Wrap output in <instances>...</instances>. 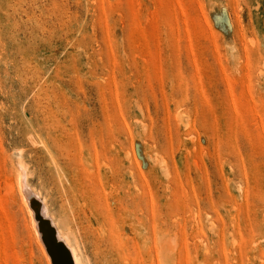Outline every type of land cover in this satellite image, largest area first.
Listing matches in <instances>:
<instances>
[{
	"label": "rangeland",
	"instance_id": "374dc122",
	"mask_svg": "<svg viewBox=\"0 0 264 264\" xmlns=\"http://www.w3.org/2000/svg\"><path fill=\"white\" fill-rule=\"evenodd\" d=\"M18 169L89 264H264V0H0V264H45Z\"/></svg>",
	"mask_w": 264,
	"mask_h": 264
},
{
	"label": "bare ground",
	"instance_id": "6f19581e",
	"mask_svg": "<svg viewBox=\"0 0 264 264\" xmlns=\"http://www.w3.org/2000/svg\"><path fill=\"white\" fill-rule=\"evenodd\" d=\"M22 167H23V165H21ZM17 169V168H16ZM19 170L20 169H18V172L15 170V172H14V182H15V187H16V191H17V194H18V197H19V202H20V205H21V207H22V209H23V212H24V214H25V217H26V221H27V225H28V228H29V230H30V234H31V237H32V240H33V243H34V245H36V247H37V249H38V251H39V253H40V255H41V257H42V259L44 260V262H45V264H89V262H88V258L89 257H86L87 259H85L84 258V255H83V251H84V249H85V247H87V246H85L84 247V244H83V241H82V238H81V236H80V232L78 231L79 230V228H75V225H73V220L71 219L70 221H71V224H68V226H67V229L70 231V233H66L65 231H64V229L62 228V226H60V225H58L56 222H55V220H54V218H52L51 216H50V214L48 213V207H46V204H45V198L44 199H41L40 198V196H41V194H40V196H39V194H38V192L35 194V193H32V192H30V190L28 189V187H27V183H24V179H25V177H24V179L21 177V175H20V173L21 172H19ZM22 170V169H21ZM27 174V173H26ZM26 176V175H25ZM27 178V177H26ZM107 180H108V175H107ZM99 181L101 182V180L99 179ZM26 182V181H25ZM99 182V183H100ZM101 184V183H100ZM110 186H111V190H113V192L112 193H116V189H114L115 187L113 186V185H111V184H109ZM109 187V186H108ZM114 195V196H113ZM106 196H108V195H106ZM115 194H112V196H110V197H114L115 198ZM110 197H107V198H110ZM106 198V199H107ZM94 200H96L95 198H93ZM91 200V201H94V200ZM100 199V198H99ZM98 199V201H100ZM111 199V198H110ZM115 199H117V198H115ZM108 200V199H107ZM114 200V199H113ZM118 200V199H117ZM117 200H116V202H117ZM41 201V202H40ZM97 200H96V202L94 201V202H92V203H95V207L93 206V204H91L94 208L92 209V211H94V214L97 212V213H99V211H96V209H97V207L98 206H96V204H97V202H98ZM104 202H106L107 203V201H104ZM104 202H102L103 204V206L104 207H106L105 205H106V203L104 204ZM120 202V201H119ZM99 203V202H98ZM110 203H112V202H110ZM100 204H101V202H100ZM107 204H109V203H107ZM101 205V206H102ZM113 205H115L114 203H113ZM91 206V207H92ZM101 206H99L98 208H101ZM108 206V205H107ZM110 206H112V205H109L108 207H110ZM107 207V208H108ZM115 206H113V208H114ZM84 208V207H83ZM82 208V209H83ZM107 208H105V209H107ZM116 209H117V207H115ZM114 208V209H115ZM85 209V208H84ZM90 209V208H89ZM90 209V210H91ZM103 209V208H102ZM104 209V212H102V213H104V216H105V212H106V210ZM111 209V208H110ZM88 210V209H87ZM98 210V209H97ZM119 210V212L121 211V207H120V209H118ZM117 210V211H118ZM85 210H83V213H85L84 212ZM91 211V212H92ZM103 211V210H102ZM107 211L110 213L111 211L109 210V208L107 209ZM113 211V210H112ZM115 211V210H114ZM113 211V213H115V215L114 216H116V215H118L116 212H114ZM72 212V211H71ZM101 212V211H100ZM77 213V212H76ZM102 213H100V219H102V217L103 216H101V215H103ZM112 213V212H111ZM78 214V213H77ZM82 214V213H81ZM93 214V212L91 213V214H89L90 216ZM107 214V213H106ZM83 215H85V214H83ZM98 215V214H97ZM110 215V214H109ZM99 216H98V218H99ZM110 216H112V215H110ZM71 217H73V215H72V213H71ZM83 217V216H82ZM94 217V216H93ZM92 217V218H93ZM77 218V217H76ZM83 218H85V217H83ZM95 218V217H94ZM93 218V219H94ZM97 218V217H96ZM106 218H108L107 217V215H106ZM117 218V217H116ZM119 215H118V219H116V220H118V221H120L121 222V224H123L124 222L122 221V219H120L119 220ZM86 219V218H85ZM88 219V218H87ZM85 220L86 222H88V220ZM111 219H113V218H110L109 219V221L111 222ZM84 220V219H83ZM95 220H98V219H95ZM103 220L105 221V217H104V219H102L101 220V222H103ZM116 220H115V223H116ZM76 221V220H75ZM80 221V220H79ZM99 221V220H98ZM109 221H108V226H106V224L104 225V227L106 228V231H107V229H109V226H111L110 224H109ZM113 221V223H114V220H112ZM118 221H117V223L116 224H114V225H116V227L115 228H117V230H118V227H117V225H118ZM82 222V221H81ZM85 222V224H87ZM90 222H91V220H90ZM97 222V221H96ZM100 222V221H99ZM98 223V222H97ZM105 223H107L106 221H105ZM82 224L83 223H81V227H82ZM99 224V223H98ZM101 224V223H100ZM91 225V229H93L94 227H92V224H89V226ZM103 225L101 226V227H99V231L101 230V232H103V229H102V227H103ZM78 226V225H77ZM114 227L112 228V229H114ZM123 227H124V225H123ZM85 228H87V230L88 229H90L89 227H88V224H87V227H85ZM109 229V231L110 230H112V229ZM121 228H122V226H121ZM81 230V229H80ZM86 230V233L87 234H89L88 233V231ZM117 230H116V232H117ZM125 230V229H124ZM84 231V230H83ZM122 231H123V229H122ZM93 231H91V233H92ZM115 232V229L113 230V233H112V231H111V234H114V233H116ZM84 233H85V231H84ZM104 233V232H103ZM108 233V232H107ZM106 233V234H107ZM110 233V232H109ZM123 233V232H122ZM106 234L104 235L105 236V238L107 237V239H109V237L110 238H112V236L113 235H110V234H108L109 235V237L108 236H106ZM117 234V233H116ZM116 234H114V235H116ZM124 235L126 234V233H123ZM86 235V234H85ZM84 235V236H85ZM99 233H98V236L97 237H99ZM118 236H120L119 235V233H118V235L116 236V239H117V237ZM86 237V236H85ZM90 237V236H89ZM100 237H102V234H101V236ZM104 238V237H103ZM119 238V237H118ZM90 239V238H89ZM113 239H114V236H113ZM110 240V242L112 243V241L114 242L115 241V239L114 240ZM86 240H88L87 239V237H86ZM91 240V239H90ZM101 241H103L104 239H100ZM100 240L98 239V241H99V244H100ZM106 240V239H105ZM122 239H120L119 241H121ZM85 242V241H84ZM108 242V241H107ZM116 243H118L117 245L118 246H120L121 244H122V241H121V244L119 243V242H117V240L115 241ZM114 242V243H115ZM124 242H126L125 240H124ZM95 243H97V242H95ZM86 244V243H85ZM90 243H88V245H89ZM103 244V242L101 243V245ZM110 244V243H109ZM138 244V243H137ZM87 245V244H86ZM96 245V244H95ZM101 245H100V247H101ZM105 245V244H104ZM107 245H108V243H107ZM117 245L115 246V247H117ZM124 247L125 245H124V243L121 245V247ZM140 246V245H139ZM138 246V248H140ZM88 247H90V246H88ZM106 247V246H105ZM114 247V248H115ZM121 247H120V249H121ZM126 247H127V245H126ZM125 247V248H126ZM95 248V247H94ZM102 248V247H101ZM107 248H110V247H107ZM119 247H117V249H118ZM137 248V247H136ZM135 248V249H136ZM88 249V248H87ZM96 249V248H95ZM95 249H94V252H95ZM116 249V250H117ZM119 249V250H120ZM115 250V251H116ZM118 250V251H119ZM122 250V249H121ZM124 250V249H123ZM122 250V251H123ZM100 250H98V252H99ZM103 251V250H102ZM104 251H106V248H105V250ZM112 251H113V249H112ZM150 251V250H149ZM93 251H92V253H94ZM98 252H97V254H98ZM138 252H139V249H138ZM140 252H142L141 251V248H140ZM157 252H160V249H157ZM112 253V252H111ZM119 253V252H118ZM124 253H126V251L124 252ZM151 252H149V255L151 256V254H150ZM89 254V253H88ZM96 253H94V255H95ZM100 254V253H99ZM98 254V255H99ZM105 254V253H104ZM106 254H108L107 253V251H106ZM122 255H123V253H121ZM92 255V254H91ZM109 255V254H108ZM113 255V254H112ZM146 255V254H145ZM87 256V255H86ZM89 256V255H88ZM109 256H111V255H109ZM109 256L107 257V258H109ZM115 256H117V254L115 255ZM113 257V258H115V261H114V259H113V261H114V264L116 263V261L118 260V259H120L119 258V254H118V257H117V259H116V257ZM139 256H140V253H139ZM148 257V258H151V257ZM121 257V256H120ZM124 257V256H123ZM92 258H93V256H92ZM104 258V257H103ZM107 258L105 259V260H107ZM142 258H143V256H142ZM94 259H95V257H94ZM111 259V258H110ZM125 259V258H124ZM123 259V260H124ZM144 259V258H143ZM152 259V258H151ZM151 259L149 260V261H151ZM67 260H68V262H67ZM122 260V259H121ZM121 260H119V262H121ZM126 260V259H125ZM145 260V259H144ZM98 261H101V260H99L98 259ZM94 262V261H93ZM95 262H97V261H95ZM105 262V261H104ZM103 262V263H104ZM108 262V261H107ZM110 262H111V260H110ZM119 262H117V264L119 263ZM125 262V261H124ZM127 262V261H126ZM145 262V261H144ZM98 263V262H97ZM106 263V262H105ZM123 262H121V264H122ZM132 263V262H131ZM152 263H153V260H152ZM151 263V264H152ZM99 264H102V263H99ZM109 264V263H108ZM113 264V263H112ZM127 264H130L129 262H127Z\"/></svg>",
	"mask_w": 264,
	"mask_h": 264
},
{
	"label": "water",
	"instance_id": "95a60500",
	"mask_svg": "<svg viewBox=\"0 0 264 264\" xmlns=\"http://www.w3.org/2000/svg\"><path fill=\"white\" fill-rule=\"evenodd\" d=\"M67 262H68V260H67Z\"/></svg>",
	"mask_w": 264,
	"mask_h": 264
}]
</instances>
